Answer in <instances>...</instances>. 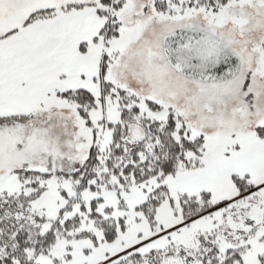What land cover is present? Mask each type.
<instances>
[{
	"label": "snow or ice",
	"instance_id": "1",
	"mask_svg": "<svg viewBox=\"0 0 264 264\" xmlns=\"http://www.w3.org/2000/svg\"><path fill=\"white\" fill-rule=\"evenodd\" d=\"M0 264H264V0H0Z\"/></svg>",
	"mask_w": 264,
	"mask_h": 264
}]
</instances>
